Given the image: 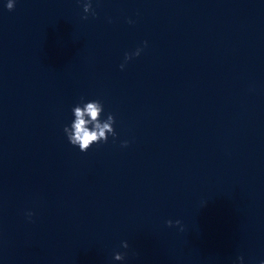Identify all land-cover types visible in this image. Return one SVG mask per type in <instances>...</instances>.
<instances>
[{
	"label": "water",
	"instance_id": "1",
	"mask_svg": "<svg viewBox=\"0 0 264 264\" xmlns=\"http://www.w3.org/2000/svg\"><path fill=\"white\" fill-rule=\"evenodd\" d=\"M84 2L0 0V264H259L264 0ZM82 96L118 133L86 153Z\"/></svg>",
	"mask_w": 264,
	"mask_h": 264
},
{
	"label": "clouds",
	"instance_id": "2",
	"mask_svg": "<svg viewBox=\"0 0 264 264\" xmlns=\"http://www.w3.org/2000/svg\"><path fill=\"white\" fill-rule=\"evenodd\" d=\"M16 0H7L6 7L9 11L15 9ZM83 11L86 14L83 19L87 20L88 15L95 17L97 13L93 8L92 0H85L83 4ZM133 23L132 20L128 21ZM148 42L144 41V46L147 47ZM143 51V48H137L134 53H125L124 63L120 65L121 70H124L126 64L133 59V57H139ZM104 104L101 100L95 99L86 102L85 97H81L79 102L72 108L74 120L70 125L64 126V133L69 143L78 147L80 152H88L93 145H99L101 143H108L109 136L113 138V142L118 138V133L115 130L116 117L114 114L109 113L106 119H102L104 114ZM130 141L125 140L121 143L122 147H128ZM35 215L34 212L28 211L26 216L29 220ZM167 225L173 226V221L168 220ZM175 225L180 227V231L185 230L180 220L175 221ZM122 247L127 249L129 244L124 241ZM126 254L117 252L114 259L117 261H123ZM239 264H244V256L238 257ZM259 264H264V260H260Z\"/></svg>",
	"mask_w": 264,
	"mask_h": 264
}]
</instances>
